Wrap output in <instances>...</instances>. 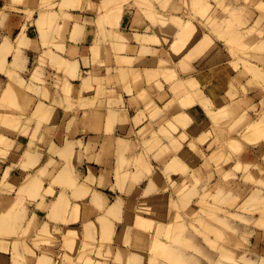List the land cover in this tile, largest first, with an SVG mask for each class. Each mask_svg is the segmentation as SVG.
Returning a JSON list of instances; mask_svg holds the SVG:
<instances>
[{
    "label": "rangeland",
    "instance_id": "1",
    "mask_svg": "<svg viewBox=\"0 0 264 264\" xmlns=\"http://www.w3.org/2000/svg\"><path fill=\"white\" fill-rule=\"evenodd\" d=\"M65 1L70 2L69 8L82 9L77 0ZM88 1L83 22L76 15L55 12L50 14V19L53 15L55 18L48 20L49 24L39 21L42 37L63 33L65 38L68 33L69 51H73L71 44L74 42H81L84 51H93L94 55H98L99 50L116 51L117 80L129 93L132 91L130 80L139 77L156 80V74L166 75L164 71L168 72L166 69L170 67L169 73L176 78L163 77L169 82L180 80V84L178 88H166L165 94L176 96L177 93L182 97L180 104L187 107L200 100L197 107L207 109L208 116L201 123L197 121L199 127L195 129L198 130L195 137L188 127L192 120L184 113V117L178 115V118L157 121V132L153 128L142 129V144L147 151L134 161L133 177L138 181L142 173L149 174L150 187L145 192H164L165 196L158 194L153 200L148 198L136 203L133 208L138 213L152 214L156 221L137 217L136 226L144 230L119 232L118 243L124 246L116 247L93 246L96 240L88 229L80 260L95 264L93 257L96 255L111 259L113 264H264V0H200L199 4V0H99L100 4ZM61 18L66 23L59 26ZM43 23L48 24L50 32L42 30ZM189 24L192 28L187 33V29L182 28L190 27ZM186 33L191 34L189 40L193 38L183 46L182 52L175 44H181L180 34ZM114 40L118 43L116 47L110 44ZM195 41L200 45L199 51L191 47ZM172 43L178 54H175L176 49L172 50ZM128 51H140L141 57L160 54V60L169 62L160 61L164 64L159 63L160 73L152 70L155 78L149 74L150 70H144L141 75L136 71L134 75L132 70L121 67L129 63L126 58L132 59L119 56ZM178 55L180 58H176ZM49 57L52 63H57L54 55ZM134 62L132 59L130 64ZM64 63L72 72L76 62L71 63L72 66L69 61L63 62V66ZM75 69L68 75L80 77L85 87L90 86L92 79L103 81L105 78H96L91 72L79 75L78 66ZM175 70L184 75H178ZM146 72L151 79L145 76ZM64 92L69 94L70 90L64 89ZM192 98L195 100H188ZM206 99L208 102H202ZM171 122L181 126L179 131ZM21 123L16 119L2 120L5 128L17 126L26 131L28 127ZM148 132L152 133L150 140H146ZM159 134L168 138L176 151L168 153L169 145L164 144L154 154L156 161L164 163L161 168L151 166L148 160L151 150L162 143ZM0 143L5 145L0 158L5 163L11 161L13 154L6 148L12 147L13 141L1 137ZM50 151L55 152L53 148ZM61 151L65 155H60L68 160V150ZM11 169L12 165L4 175ZM163 177H167L166 182ZM112 235L104 227L102 244ZM67 237L71 240L70 234Z\"/></svg>",
    "mask_w": 264,
    "mask_h": 264
},
{
    "label": "crops",
    "instance_id": "2",
    "mask_svg": "<svg viewBox=\"0 0 264 264\" xmlns=\"http://www.w3.org/2000/svg\"><path fill=\"white\" fill-rule=\"evenodd\" d=\"M51 1L47 0L48 4H45L44 0H0V139L13 141V146L6 148L13 154L11 161L6 164L0 158V264H85L80 260V254L88 229L96 240L95 247L124 246L118 243L119 232L144 230L136 226L137 217L156 221L152 214L138 213L133 205L148 198L153 200L158 194L165 196L164 192H145L150 187L149 174L142 173L143 177L138 181L133 177L134 161L147 151L140 132L144 127L157 132V121L173 119L184 113L192 120L188 127L195 137L198 130L193 126L198 120L207 118L206 112V118L197 115L206 111L201 106L197 107V101L187 107L180 104L182 97L177 93L172 96L170 91V96L164 95L166 88H173L175 79L169 82L158 76V80L152 81L146 77L138 79V83L130 80L132 91L129 93L116 78V51H98V55L101 54L98 57L93 51H84L81 42L71 44L74 49L69 51L68 33L65 38L63 33L49 37L51 41L42 37L38 22L43 16L45 19L41 23L48 22L53 12L73 14L83 22L84 10L89 4L88 0L77 1L83 2L77 4L81 9L69 8L65 0ZM91 2L100 4L99 0ZM58 22L60 26L66 23L62 18ZM47 28L44 24L42 30ZM58 46L64 48L59 49ZM137 52H121V57L135 60L134 64L121 65L124 69L142 74L149 68L154 69L153 72L160 71L159 55L141 57ZM51 55L57 63H52ZM70 60L76 62L79 75L91 72L98 76L96 78L105 77V81H93L85 87L80 77L68 75L69 68L62 63ZM134 67L140 68L136 70ZM175 71L180 76L184 75L179 70ZM156 81L157 84L154 83ZM64 89L70 93H65ZM160 93L162 97L158 96ZM173 99L176 102H172ZM42 105L47 108L45 112L41 111ZM39 106L42 108L38 111ZM153 108L158 112H153ZM4 119H16L28 128L26 131L17 126L5 128L2 124ZM177 127L181 128L180 125ZM151 136L152 133L148 132L146 140ZM159 138L162 143L151 150L148 160L151 166L161 168L164 163L156 161L154 154L164 144L169 145L168 153L176 151L168 138L161 135ZM120 139L124 148L118 145ZM69 143L72 147H68L70 156L67 160L60 155L63 154L60 150ZM4 150V143H0V151ZM173 156L174 153L168 159ZM10 165L12 169L5 176ZM118 170H122L123 176L117 175L121 173ZM29 178L31 187L27 183ZM166 178L163 177V182ZM31 180L38 183L37 186ZM117 202L119 208L115 211L112 206ZM104 227L113 235L102 244ZM69 234L71 240L67 237ZM93 259L95 264H113L111 259L96 255Z\"/></svg>",
    "mask_w": 264,
    "mask_h": 264
},
{
    "label": "bare ground",
    "instance_id": "3",
    "mask_svg": "<svg viewBox=\"0 0 264 264\" xmlns=\"http://www.w3.org/2000/svg\"><path fill=\"white\" fill-rule=\"evenodd\" d=\"M44 1L47 2V0H44ZM48 1H50V0H48ZM52 1H53V0H52ZM52 1H51V2H52ZM77 1H79V0H77ZM82 1H84V0H82ZM82 1H80V2L77 3V4H78V5H79V4H83ZM197 1H198V0H197ZM197 1H196V2H197ZM53 2H54V1H53ZM64 2H65L67 5H70V4H68L69 1H68V2L64 1ZM81 2H82V3H81ZM109 2H110V0H109ZM111 2H112V0H111ZM113 2H115V0H114ZM116 2H118V1L116 0ZM196 2H194V3L197 5V3L199 4L201 1L199 0V2H197V3H196ZM69 3H70V2H69ZM45 4H48V2L45 3ZM49 5L51 6L50 2H49ZM49 5H48V6H49ZM53 6H54V4H53ZM76 6H77V5H76ZM133 6H134V5H133ZM53 13H54V12H53ZM55 14H56V12H55ZM65 15H66V14H65ZM67 15H68V14H67ZM51 17H52V16H51ZM48 18H49L48 20L50 21L52 18H55V15H53V17H52L51 19H50V17H48ZM43 19H45L44 16H43ZM43 19H42V20H43ZM42 20L40 19V21H42ZM46 21H47V20H46ZM49 21H48V24H49ZM51 21H52V20H51ZM54 23H55V22H54ZM57 23H58V22H57ZM48 24H47V25H48ZM51 24H52V22H51ZM52 25H54V24H52ZM59 26H60V25H59ZM187 26H188V25H187ZM187 26H185V28L183 27L182 29L185 30V31H186V29H187V33H189V32H188V31H190L189 28H192V27H191L192 25L189 24L190 27H188V28H187ZM60 28H61V27H60ZM58 29H59V27H58ZM109 29H110V28H109ZM47 30H48V28H47ZM47 30H46V31H47ZM183 30H181V31H183ZM194 30H196V29H194ZM48 31L50 32V29H49ZM71 31H72V29H71ZM116 31H118V29H117ZM185 31H184V32H185ZM114 32H115V31H114ZM184 32H183V33H184ZM195 32H196V31H194L193 33H195ZM96 33H97V32H96ZM117 33L119 34V31H118ZM120 33H121V32H120ZM180 33H182V32H180ZM183 33H182V34H183ZM187 33H186L187 36H186V35L183 36V35L180 34V37H179V38H181V41H179V40H180L179 38H178V39H179L178 41H179V42H182L183 45H182V43L179 44V45L182 46V47H180V46L176 43L175 45H177V48H179V49L181 48V50H182L183 46H184V45L187 46V42H190V41L192 40L193 37L191 38V40H189V36L191 37V34H192V33L190 32V33H191L190 35H188ZM196 33H197V32H196ZM48 34H49V33H48ZM138 34H139V33H138ZM142 35H143V34H142ZM194 35H196V34H194ZM120 36L123 37V38H125V37L127 38V36L124 35V36H125V37H124L123 34H120ZM132 36H133V35H132ZM135 36H137V35H135ZM135 36H134V37H135ZM56 37H57V36H56ZM94 37H95V36H94ZM128 37H130V36L128 35ZM140 37H142V36H140ZM144 37H145V36H143L142 39H143ZM135 38H136V37H135ZM137 38H139V35H138ZM137 38H136V40H137ZM147 38H148V37H147ZM147 38H146V39H147ZM151 38H153V37H151ZM50 39H51V38H49V40H50ZM56 39H57V38H56ZM129 39H131V38H128L127 40H129ZM144 39H145V38H144ZM51 40H52V39H51ZM51 40H50V41H51ZM134 40H135V39H134ZM150 40H151V39H150ZM175 40H176V39H175ZM175 40H173L174 43H175ZM71 41H72V40H71ZM93 41H94V40H93ZM116 41H117V40H114L113 43L110 42V44H111L112 46H113V44H114L115 47H116V44H118ZM137 41H138V40H137ZM140 41H141V39H140ZM140 41H139V43H140ZM143 41H144V40H142L141 42H143ZM148 41H149V38H148ZM153 41H154V40H153ZM176 41H177V40H176ZM178 41H177V42H178ZM76 42H77V41H76ZM114 42H116V43H114ZM127 42H128V41H127ZM149 42H151V41H149ZM74 43H75V42H74ZM74 43H73V44H74ZM128 43H129V42H128ZM174 43L170 44L172 50H173V49H176V47H174V48L172 47ZM99 44H100V43H99ZM144 44H145V43H144ZM144 44H143V45H144ZM202 44H203V43H202ZM57 45H58V44H57ZM61 45H62V44H61ZM86 45H87V44H86ZM131 45H132V44H131ZM131 45H130V46H131ZM191 45H192L191 47H192L194 50H196V51H197V50H198V51L200 50V45H199L198 42L196 43V41H195L193 44L191 43ZM88 46H89V45H88ZM91 46H92V45H91ZM93 46H94V45H93ZM144 46H146V45H144ZM189 46H190V43L188 44V47H189ZM146 47H148V45H147ZM146 47H145V48H146ZM184 47H185V46H184ZM63 48H64V47H61V48H59V49H63ZM171 48H170V49H171ZM192 48H191L190 50H192ZM120 49L123 50V47H122V48L120 47ZM78 50H79V49H78ZM102 50H103V48H102ZM113 50H114V49H113ZM172 50H170V51H172ZM176 50H177V51H176ZM176 50H174V51H176L175 54H176L177 52L179 53L178 49H176ZM181 50H180V51H181ZM99 51H101V50H99ZM174 51H173V52H174ZM183 51H184V49L182 50V52H183ZM101 52H102V51H101ZM103 52L105 53V51H103ZM130 52H131V51H130ZM139 52H140V51H139ZM139 52H137L136 54H138ZM173 52H172V53H173ZM188 52H189V51H188ZM188 52H187V54H188ZM124 53H125V52H124ZM143 53H144V51H142V53H140V54L143 55ZM169 53H170V52H169ZM178 53H177V54H178ZM189 53H190V52H189ZM193 53H194V52H193ZM2 54H3V53H2ZM114 54H115V53H114ZM120 54H121V53H120ZM173 54H174V53H173ZM180 54H181V53H180ZM100 55H101V54H99V55H97V56H98V57H101ZM122 55H124V54H122ZM159 55H160V54H159ZM185 55H186V54H185ZM102 56H103V55H102ZM119 56H120V55H119ZM119 56H118V57H119ZM127 56H128V55H127ZM175 56H177V55H175ZM175 56H174V57H175ZM183 56H184V55H183ZM212 56H214V55H212ZM1 57H2V56H1ZM98 57H97V58H98ZM171 57H172V55H171ZM73 58H74V57H72V59H73ZM123 58L125 59L126 57H123ZM158 58H159V57H158ZM176 58H180L179 55H178V57H176ZM181 58H182V57H181ZM120 59H121V57H120ZM126 59H128V58H126ZM126 59H125V61H128V62H129V63H126V64L131 65L130 63L132 62V59H128V60H126ZM146 59H148V58H146ZM173 59H174V58H173ZM104 60H105V59H104ZM122 60H123V59H122ZM130 60H131V61H130ZM133 60H134V59H133ZM155 60H156V59H155ZM157 60H158V59H157ZM160 61L163 62V63H168V62H169V60L166 61V60L164 59V60H159V61H158V64L161 63ZM164 61H166V62H164ZM65 62H66V61H65ZM69 62H70V66H72V65L75 64V65H74L75 67L72 66V67H73L72 70L74 71V69L77 67V66H76L77 64L74 63V64L71 65V63H73V62H71V60H70ZM104 62H105V61H104ZM151 62H152V61H151ZM153 62H154V61H153ZM153 62H152V63H153ZM155 62H156V61H155ZM176 62H177V61H176ZM134 63H135V62H134ZM134 63H132V64H134ZM137 63H138V62H137ZM163 63H161L160 65H162ZM178 63H180V61H179ZM104 64H105V63H104ZM155 64H156V63H155ZM139 65H141V64H139ZM149 65H150V64H149ZM165 65H166V64H165ZM70 66H69V67H70ZM163 66H164V64H163ZM108 67H109V66H108ZM108 67H107V68H108ZM121 67H122V66H121ZM126 67H127V66H126ZM126 67H125V68H126ZM151 67H152V66H151ZM155 67H157V66H155ZM155 67H154V68H155ZM159 67H160V66H159ZM213 67H214V65H213ZM215 67H216V66H215ZM105 68H106V67H105ZM122 68H123V67H122ZM122 68H121V69H122ZM130 68H131V67H130ZM134 68H136V70H137V69H139L140 67H139V68L134 67ZM163 68H164V67H163ZM174 68H176V67H174ZM70 69H71V68H70ZM70 69H69V71H68L67 73L70 72V74H71L73 71L71 72ZM80 69H81V68H80ZM155 69H156V68H155ZM157 69H158V68H157ZM159 69H160V71H162V70H161L162 68H159ZM108 70H109V69H108ZM122 70H124V68H123ZM142 70H143V69H142ZM144 70H145V69H144ZM149 70H150V68H149ZM149 70H147V72H148ZM152 70H154V69L151 68L149 74L152 73V75H153ZM166 70H167V71L169 70L168 72L164 71V73H166V75H162L163 73H161V75L164 76V77H166V78H171V77L173 76V74H172V73H171V74L169 73V72H171L170 67H169V69L167 68ZM75 71H76V69H75ZM129 71H130V70H129ZM134 71H135V69H134ZM80 72H81V71H80ZM112 72H113V71H112ZM138 72H139V71H138ZM147 72L145 73V76H146ZM154 72L157 73V70H155ZM172 72H173V71H172ZM74 73H75V72H74ZM159 73H160V72H159ZM168 73H169L171 76L168 75ZM173 73H174V72H173ZM70 74H69V75H70ZM97 74H99V73H97ZM109 74H111V73L109 72ZM133 74L135 75L136 73L133 72ZM149 74H147V76H148ZM176 74H177V73H176ZM111 75H112V74H111ZM113 75H114V74H113ZM138 75H141V73L139 72ZM161 75H160V76H161ZM88 76H89V75H88ZM91 76H93V75H91ZM102 76H103V75H102ZM116 76H117V72H116ZM149 76H150V79H151V75H149ZM149 76H148L147 78H149ZM155 76H156V78L158 77L157 74H156ZM155 76L153 75V78H155ZM162 76H161V77H162ZM167 76H168V77H167ZM169 76H170V77H169ZM174 76H175V75H174ZM174 76H173V77H174ZM70 77H71V76H70ZM96 77H98V76H96ZM164 77H163V78H164ZM173 77H172V79H173ZM116 78H118V77H116ZM139 78H140V77H139ZM139 78H138V79H139ZM153 78H152V79H153ZM158 78H159V77H158ZM166 78H164V79H166ZM175 78H176V76H175ZM83 79H84V78H83ZM91 79H92V77H91ZM138 79H137V80H138ZM193 79H194V78H193ZM89 80H90V79H89ZM99 80H100V79H98V80L95 79V81H94V80L92 79V81H94V82H97V81H99ZM106 80H107V79H106ZM137 80H136V81H137ZM157 80H158V79H157ZM104 81H105V80H104ZM107 81H108V80H107ZM107 81H106V82H107ZM115 81H116V80H115ZM115 81H114V82H115ZM138 81H139V80H138ZM138 81H137V83H138ZM159 81H160V80H159ZM173 81H174V80H173ZM175 81H176V80H175ZM109 82H110V81H109ZM140 82H141V81H140ZM140 82H139V83H140ZM157 82H158V81H156V82H154V83L157 84ZM171 82H172V80H171ZM176 82H178V83H176ZM176 82H173V87L178 88V87H179V84H180V80H177ZM134 83H135V81H134ZM134 83H133V84H134ZM145 83H146V82H145ZM133 84H132V85H133ZM159 84H160V83H159ZM159 84H158V86H159ZM99 85H101V84H99ZM107 85H108V83H107ZM136 85H137V84H136ZM160 85H162V84H160ZM171 85H172V83H171ZM176 85H178V86H176ZM133 86H134V85H133ZM137 86H138V85H137ZM162 86H163V85H162ZM156 87H157V86H156ZM135 88H136V87H135ZM135 88L133 87L134 90H135ZM157 88L159 89L160 86L157 87ZM99 89H100V88H99ZM137 89H139V88H137ZM154 89H155V86H154ZM154 89H152L153 92L155 91ZM156 90H157V89H156ZM142 91H143V90H142ZM142 91H141V92H142ZM157 91H158V90H157ZM160 91H161V90H160ZM168 91H169V90H168ZM134 92H135V91H134ZM141 92H140V93H141ZM155 92H156V91H155ZM163 92H164V90H163ZM161 93H162V92H161ZM161 93H160V95L158 94V96H161ZM115 94H116V93H115ZM135 94H136V93H135ZM156 94H157V93H156ZM138 95H140V94H138ZM138 95H137V96H138ZM164 95L167 96V94H164ZM134 96H135V95H134ZM161 97H162V96H161ZM131 98H132V97H131ZM138 98H140V96H139ZM156 98H158V97H156ZM163 98H164V96H163ZM170 98H171V97H170ZM170 98H169V99H170ZM159 99H160V98H159ZM169 99H168V100H169ZM204 99H205V98H204ZM133 100H135V99H133ZM165 100H166V99H165ZM188 100H190V101H191V100L194 101L195 99L192 98V99H188ZM169 101H170V100H169ZM204 101L208 102L207 99H206V100H202V102H204ZM198 102H200V100H199ZM202 102H201V103H202ZM206 102H205V103H206ZM167 104H168V102H166L165 106H166ZM175 104H176V103H175ZM206 104H207V103H206ZM176 105H177V104H176ZM42 106H43V105H42ZM44 106H45V105H44ZM44 106H43V108H42L41 106H39L37 110L39 111V110L42 108L41 111L43 110L42 112H45V111H46L45 109H47V108L44 109ZM163 106H164V105H163ZM172 106L175 107L173 104H172ZM172 106H170V107H172ZM177 106H178V105H177ZM40 107H41V108H40ZM176 108H177V107H175L174 109H176ZM153 109H155V108H153ZM38 111H37V112H38ZM152 111H153V112H156L157 110L155 109V110H152ZM172 111L174 112L173 108H172ZM176 111H177V109H176ZM201 111H202V110H201ZM42 112H39L40 115L42 114ZM153 112H152V113L150 112V113L153 114ZM157 112H158V111H157ZM204 112H206V114H207V113H208L207 109H206V111H202V114H201V115H200V114H197V115H199L201 118H206V116L204 115ZM175 113H176V112H174V115H176ZM151 114H150V115H151ZM179 114H180V116L182 115L181 113H179ZM171 115H172V114H171ZM41 116H44V114L41 115ZM207 116H208V115H207ZM174 117H177V118H178V115H176V116H174ZM182 117H184V116L182 115ZM179 119H180V117H179ZM171 123L173 124L172 127L174 126V128H177L176 131H179V127H177L178 124L175 123V124H176V125H175L173 122H171ZM199 123H201V121H200ZM197 127H199V126H197V125L195 124V125L193 126V129H196ZM207 127H208V126H207ZM205 128H206V127H205ZM252 128L255 130V127H252ZM253 129H252V130H253ZM180 132H181V131H180ZM251 132H252V131H251ZM166 133H169V132H166ZM4 140H5V139H4ZM121 140H122V139H120V141H121ZM120 141L118 142V143H119L118 145H120V143H122L123 140H122L121 142H120ZM2 142H3V141H2ZM69 142H70V141H69ZM111 142H112V141H111ZM123 143H124V142H123ZM131 143H132V142H131ZM191 143H192V142H191ZM129 144H130V143H129ZM69 145H70V143H69ZM69 145L67 146L66 149H63V152H64V150H69V148H68ZM110 145H112V143H111ZM125 145H126V144H124V146H125ZM131 145H132V144H131ZM70 146L72 147V145H70ZM120 146H121V145H120ZM120 146H119V147H120ZM121 147H123V146H121ZM123 148H124V147H123ZM125 148H126V147H125ZM71 149H72V148H71ZM61 150H62V149H61ZM61 150H60V152L62 153ZM69 151H70V150H69ZM69 151H68V152L66 151V153H67L66 155H67V156H70V155L68 154ZM27 152H29V151H27ZM71 152H72V150H71ZM71 152H70V153H71ZM72 153H73V152H72ZM72 153H71V154H72ZM29 154H30V153H29ZM63 154H64V153H63ZM64 155H65V154H64ZM33 156H34V155H33ZM121 156H122V155H121ZM118 157H119V156H118ZM120 163H122V162L120 161ZM120 163H119V165H120V166H123V165L120 164ZM119 165H118L117 167H118V169H121ZM118 171L121 172L122 170H118ZM118 171H117V172H118ZM119 172H118V173H119ZM122 173H123V172H121L120 174H117V175L119 176V175H121ZM69 174H70V173H69ZM124 174H125V173H124ZM70 175H71V174H70ZM133 175H134V174H133ZM122 176H123V174H122ZM122 176H121V177H122ZM70 177H71V176H70ZM32 179L36 181V178L32 177ZM119 180H120V179H119ZM35 181H32V180H31L32 183L35 182ZM29 182H30V178H29V180H27V183H28V184H29ZM36 182H37V181H36ZM36 182H35V184L33 183V185H36V186H37L38 183L36 184ZM32 183H31V185H32ZM26 185H27V184L25 183V186H26ZM38 186H39V185H38ZM28 187H31L30 184H29ZM131 204H132V203H131ZM118 208H119V203H116L115 211H116ZM144 218H145V217H144ZM142 219H143V218H142ZM145 219H146V218H145ZM147 219H148V218H147ZM147 219H146V220H147ZM2 222H3V221H2ZM2 222H1V223H2ZM143 239H144V238H143Z\"/></svg>",
    "mask_w": 264,
    "mask_h": 264
}]
</instances>
